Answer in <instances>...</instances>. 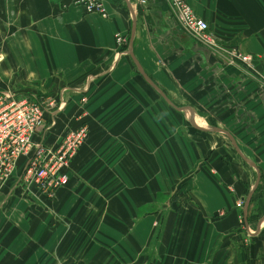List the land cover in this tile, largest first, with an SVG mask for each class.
Listing matches in <instances>:
<instances>
[{"label":"crops","instance_id":"1","mask_svg":"<svg viewBox=\"0 0 264 264\" xmlns=\"http://www.w3.org/2000/svg\"><path fill=\"white\" fill-rule=\"evenodd\" d=\"M101 1L107 18L71 0H0V92L6 87L33 102L56 100L58 108L39 132L43 144L55 148L67 131L99 119L104 106L125 103L121 90L133 77L135 59L175 105L195 113L190 117L198 126L228 132L250 162L233 152L224 133L191 128L190 157L205 163L182 207L167 212L162 240L154 243L159 258L150 264H264V0H187L219 51L182 31L167 0H147L135 13L136 0ZM117 34L125 45L117 43ZM231 50L250 56L251 68L219 53ZM139 115L143 121L146 114ZM97 130L89 128L67 168L69 183L52 196L19 178L0 185V264H117L113 230L102 241L94 219H75L89 210L73 202H95L98 196L61 192L84 184L91 154L104 148L95 139ZM181 131L159 147L170 154L166 161L159 156L158 164L172 166V185L181 183L190 160L179 144L184 145ZM136 133L146 154V128L124 129L123 150H117L118 140L109 145L115 167L129 174ZM176 151L181 156L172 155ZM122 152L124 162L117 155ZM139 255L138 264L152 255L146 241Z\"/></svg>","mask_w":264,"mask_h":264},{"label":"rangeland","instance_id":"2","mask_svg":"<svg viewBox=\"0 0 264 264\" xmlns=\"http://www.w3.org/2000/svg\"><path fill=\"white\" fill-rule=\"evenodd\" d=\"M136 5L137 7L140 6L134 2V13L137 9ZM212 38L218 42L214 35ZM132 69V79L127 81V88L121 90L127 96L125 103L104 106L103 112L97 115L99 119L88 120L87 125L77 126L78 128H85L87 135L89 128H98L95 139L100 140L104 148L100 149V152L91 154V163L83 175L84 184L83 182L78 183V185L70 184L68 190L65 189L61 192H70L80 198L87 196L88 193H91V196H98L95 202L80 200L73 202V205L79 207V210H89L85 216L76 215L75 219L91 221L94 219L95 232H101L102 241L103 239L107 240L110 230H113L117 247V264H138L142 241H146V253L151 247L152 255L146 259V264H150L154 256L159 258L160 250L158 245L154 243L162 240L160 235L163 222L165 218H169L171 213L167 214V212L169 210L176 211L185 203L188 192L194 185V179L200 173L201 166L205 161L203 158L202 162L197 164L192 155L190 157L191 149L188 141L191 139L190 132L193 131L191 129L193 126L188 119L191 118L190 113L194 112L186 108L184 113L181 112V116L177 111L168 107L153 89L155 93L142 82L134 65ZM4 89L3 92L14 94L6 90V87ZM57 108L58 105L55 104L52 110ZM140 113L146 114L143 121L137 120ZM126 128H137V130H145L146 128V154L140 152L139 142L142 139L140 133H136L132 137V162L128 161V164L133 167L132 174L126 173L124 167H115L112 162L114 161L113 147L109 146L118 140L117 150H123V146L119 147V142L125 139L124 129ZM180 128H182L180 138H183L184 145H182V141H179V144L186 150V155L190 157V160H188L189 165L183 174L181 183L172 185V166L165 165L163 167L158 164L159 156L166 161L170 154L161 152L159 147L175 140L177 138L176 130ZM119 133L121 134L120 137L118 136ZM223 139L227 140L225 137ZM231 149L235 153L232 146ZM117 155L124 162V152L117 153ZM172 155L181 156V153L176 151ZM84 156L87 157L88 154H84ZM145 156L146 161L144 160ZM93 157L97 159L96 162H93ZM145 165L146 168H143ZM21 169L18 168L12 176L13 178L11 177L12 179L10 178L11 180L8 182L16 178L21 180ZM94 180H98V182L94 183ZM175 194L177 195L176 200ZM69 203L72 204V201ZM81 205H85V207ZM92 208L96 209L93 213L90 210ZM171 234L173 235V233ZM175 239L179 238L176 237ZM126 250L130 251L132 255L129 253L125 256Z\"/></svg>","mask_w":264,"mask_h":264},{"label":"built area","instance_id":"3","mask_svg":"<svg viewBox=\"0 0 264 264\" xmlns=\"http://www.w3.org/2000/svg\"><path fill=\"white\" fill-rule=\"evenodd\" d=\"M178 26L202 46L214 51L221 50L209 33L208 24L194 13L187 0H167ZM147 0H136L140 6ZM82 5L86 12L107 18L106 7L101 0H71ZM64 8L68 3H62ZM119 45L125 44L119 34ZM229 57L231 63H242L251 68V57L235 50L219 52ZM54 99L39 102L0 92V185H4L17 171L22 161L21 181L33 185L40 192L52 196L69 181L67 168L77 150L87 138L85 128L67 131L58 146L47 148L39 132L44 128L47 114L55 106ZM242 201H238L241 207Z\"/></svg>","mask_w":264,"mask_h":264},{"label":"water","instance_id":"4","mask_svg":"<svg viewBox=\"0 0 264 264\" xmlns=\"http://www.w3.org/2000/svg\"><path fill=\"white\" fill-rule=\"evenodd\" d=\"M134 26H135V21L133 18V28H132V33L134 32ZM130 51H131V47H129ZM134 65L138 71V73L142 76V78L145 80V82L151 87L153 88L164 100L167 104L171 105L172 107H174L175 109H177L178 111L183 112L185 110V108H180L178 106H176L169 98L168 96L165 94V92L144 72V70L142 69V67L140 66V64L133 59ZM191 123L192 126H194L195 128L198 129H202V130H207V131H215V132H220V133H224L227 138L230 140V142L232 143V146L234 147V149L236 150L237 154L247 163L249 162L245 156L242 155V153L240 152L234 138L225 130H221L219 128H216L214 126H210L209 128H203L200 127L198 125H196V122L194 120H192L191 118L188 119ZM250 163V162H249Z\"/></svg>","mask_w":264,"mask_h":264},{"label":"trees","instance_id":"5","mask_svg":"<svg viewBox=\"0 0 264 264\" xmlns=\"http://www.w3.org/2000/svg\"><path fill=\"white\" fill-rule=\"evenodd\" d=\"M134 65V64H133ZM135 66V65H134ZM136 68V67H135ZM136 73L138 74V71H136ZM138 76H139V78L142 80V82L145 84V85H147L151 90L153 89V88H151L146 82H145V80L142 78V76L140 75V74H138ZM154 90V89H153ZM152 90V91H153ZM155 91V90H154ZM153 91V92H154ZM156 92V91H155ZM154 92V93H155ZM157 93V92H156ZM158 94V93H157ZM156 94V95H157ZM159 95V94H158ZM157 95V96H158ZM159 97H161L160 95H159ZM162 98V97H161ZM162 100L165 102V100L162 98ZM166 103V102H165ZM167 104V103H166ZM168 105V107H170V108H172V109H174L175 111H177L181 116H182V114H181V111H178L177 109H175L174 107H172L171 105H169V104H167ZM176 106H178V105H176ZM178 107H180V106H178ZM103 110H104V107H103ZM209 124L210 125H214L215 123L214 122H209ZM87 138H88V135H87ZM125 161V160H124ZM22 168V161H20V165H19V169H21ZM67 171V170H66ZM21 172V171H20ZM68 183H69V181H68ZM176 195V194H175ZM175 197V196H174ZM177 199V195H176V197H175V200Z\"/></svg>","mask_w":264,"mask_h":264}]
</instances>
